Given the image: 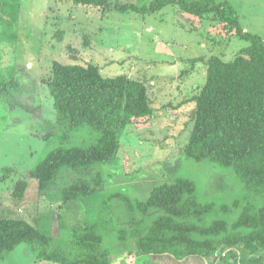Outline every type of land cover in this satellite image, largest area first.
I'll return each mask as SVG.
<instances>
[{"label":"rangeland","instance_id":"374dc122","mask_svg":"<svg viewBox=\"0 0 264 264\" xmlns=\"http://www.w3.org/2000/svg\"><path fill=\"white\" fill-rule=\"evenodd\" d=\"M217 1L231 5L244 30L260 35L264 42V0ZM223 24L174 4L140 13L102 11L72 0H0V216L25 218L57 237L64 234L61 220L79 222L82 216L119 220L122 211L114 194L142 200L155 185L177 176L196 183L201 202L219 206L240 200V207L260 206V196L242 199L244 188L232 169L186 159L182 151L193 125L192 96L205 82L206 60L212 55L231 60L249 44ZM55 61H90L103 77L125 74L141 80L153 108L150 117L133 120L122 131L111 161L94 165L102 185L80 204L73 203V210L61 204V192L75 179L87 177L88 170L63 169L44 193L29 175L51 150L88 146L97 138V132L87 127L69 132L59 126L46 83ZM65 132L67 137H61ZM20 180L28 184L22 197L14 193ZM225 258L235 264H264V258L256 262L241 247L228 250ZM0 264L58 263L36 260L31 247L22 243ZM115 264L207 262L196 256L177 260L169 254H147L121 255Z\"/></svg>","mask_w":264,"mask_h":264},{"label":"trees","instance_id":"16d2710c","mask_svg":"<svg viewBox=\"0 0 264 264\" xmlns=\"http://www.w3.org/2000/svg\"><path fill=\"white\" fill-rule=\"evenodd\" d=\"M74 4L102 11L153 12L168 4L181 11L224 23V28L249 41L231 60L212 55L206 60L204 84L192 96V128L182 151L186 159L209 161L232 169L243 185L244 197H261L260 206L240 200L215 206L201 202L196 183L177 176L155 185L142 200L114 194L122 215L111 221L84 218L64 222L57 237L29 220L0 216V262L19 244H28L36 260L58 264H114L121 255L169 254L177 260L196 256L207 264H235L223 253L241 247L255 261L264 258V42L260 35L244 30L233 7L217 0H150L138 5L110 0H72ZM197 59V58H195ZM48 93L60 127L95 130L88 146L57 147L30 169L39 192H46L63 169L88 170L61 192V204L93 195L102 185L94 165L111 161L120 135L133 120L153 113L147 86L125 74L103 77L98 65L60 63L52 65ZM67 137V132L61 137ZM84 174V175H86ZM27 182L18 181L14 193L22 197ZM250 196V195H249ZM252 196V195H251ZM81 209V208H80ZM78 209V210H80ZM234 209L239 211H235ZM217 214V215H216ZM62 217L59 216V220ZM221 263V264H222Z\"/></svg>","mask_w":264,"mask_h":264},{"label":"built area","instance_id":"2783aa9c","mask_svg":"<svg viewBox=\"0 0 264 264\" xmlns=\"http://www.w3.org/2000/svg\"><path fill=\"white\" fill-rule=\"evenodd\" d=\"M230 250V249H229ZM228 251V250H227ZM227 251L223 253V256L225 257V255L227 254Z\"/></svg>","mask_w":264,"mask_h":264},{"label":"crops","instance_id":"0c3cea01","mask_svg":"<svg viewBox=\"0 0 264 264\" xmlns=\"http://www.w3.org/2000/svg\"><path fill=\"white\" fill-rule=\"evenodd\" d=\"M187 258H189V257H187ZM1 263V262H0ZM115 264V263H114Z\"/></svg>","mask_w":264,"mask_h":264}]
</instances>
